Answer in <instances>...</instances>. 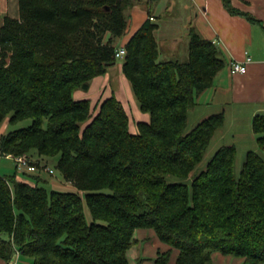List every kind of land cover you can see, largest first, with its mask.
I'll list each match as a JSON object with an SVG mask.
<instances>
[{
  "label": "trees",
  "instance_id": "trees-1",
  "mask_svg": "<svg viewBox=\"0 0 264 264\" xmlns=\"http://www.w3.org/2000/svg\"><path fill=\"white\" fill-rule=\"evenodd\" d=\"M139 1L19 0V17H3L0 123L32 124L4 134L1 152L58 156V171L85 191L0 176L5 262L18 248L33 264H128L136 231L149 229L166 246L155 264H216V253L264 264V114L253 118L259 149L247 152L238 176L235 145L219 147L199 166L224 114L188 125L197 95L227 64L215 42L192 28L188 60L162 61L151 18L133 34L123 71L151 116L137 133L116 96L94 108L75 97L117 62L126 10ZM223 3L261 22L232 0Z\"/></svg>",
  "mask_w": 264,
  "mask_h": 264
},
{
  "label": "crops",
  "instance_id": "crops-1",
  "mask_svg": "<svg viewBox=\"0 0 264 264\" xmlns=\"http://www.w3.org/2000/svg\"><path fill=\"white\" fill-rule=\"evenodd\" d=\"M232 4L242 11L249 12L261 22L254 23L241 14L231 13L224 6L223 0H140L126 10L131 18L126 34L119 39L120 47L126 45L142 24L152 17L151 20L157 24L155 36L158 43L160 37L165 36L173 50H180L181 53L184 50V56L189 57L188 47L192 28L203 38L215 42L227 64L217 73L213 85L197 95L196 105L188 113V125L192 128L212 114L223 113L224 125L218 128L212 137L206 151L209 153L207 160L219 147L235 145L237 157L244 164L247 152L259 149L257 134L253 129V118L257 114H264V0H232ZM161 56L160 48V58ZM247 56L251 57L247 72L232 73L230 60L244 61ZM167 58L171 57L166 55L161 60H172ZM109 71L108 69L105 74L95 77L90 83V85L97 83L100 81L98 79L108 81L97 89L99 90L95 96L98 98L97 102L92 101V95L86 96L82 93L78 94L80 97L76 99H89L95 106L101 102L105 94L116 96L121 101L124 96L127 107L124 101L122 104L130 118L134 114L135 123L132 132L137 133L139 122H147L151 116L141 109L131 83L123 71L113 79L107 76L111 73ZM190 123L194 125L190 126ZM15 166L13 159L0 156V176L8 177L16 174L19 180L29 183L36 179L40 181L39 183L47 182L42 175L45 170L40 172L30 165L22 174ZM38 167L40 166L36 168ZM55 185L57 184L53 186ZM141 230L145 231V229L138 231ZM155 242L156 246H152L153 253H158L163 244L159 239ZM0 264H6L1 257Z\"/></svg>",
  "mask_w": 264,
  "mask_h": 264
},
{
  "label": "rangeland",
  "instance_id": "rangeland-1",
  "mask_svg": "<svg viewBox=\"0 0 264 264\" xmlns=\"http://www.w3.org/2000/svg\"><path fill=\"white\" fill-rule=\"evenodd\" d=\"M5 15H12V16L16 15L17 17H19V0H0V27H1L2 23H3V17ZM150 18L153 19L152 17H150ZM159 40H160V42L158 43L159 44V51H160V48H161V51H162V56H161L162 58H160V60L163 59L166 55L171 57V58H167V59H179V60H182V61L188 60V56H184V50H183V53H181L180 50H175V49L173 50L171 48V45H169V41L167 40V38H165V36L160 37ZM120 42L121 41H120L119 38H117L116 41H115V43L117 44L119 49L125 48V45L120 47ZM116 54H117V52H116ZM125 55L126 54H123L121 56L116 55V57L118 58L117 62L115 63L116 65H114V66L111 65V66L108 67V69L110 70L109 72H111V73H109L107 76H109L111 79H113L115 76L118 77L119 74H122L123 63H124V57L123 56H125ZM123 74L126 76L124 71H123ZM98 76H100V75H98ZM98 76H96V77H98ZM98 80H100V81H98L97 83H92L89 86L88 89H84V88L76 89L75 92H77V93H76L75 97L76 98L80 97L78 94H81V93L86 95V96L92 95V101L97 102L98 98L95 97L98 94V91H99L97 89L103 87L106 83H108V81H102V79H98ZM128 80L130 81L131 86H132L131 80L129 78H128ZM91 81H92V79H91ZM91 81H90V83H91ZM132 90L134 92L136 100L138 101V98H137V96L135 94L133 86H132ZM86 96H84V97H86ZM110 96H111L110 94H105L104 96H102L103 98H102L101 102L104 99H106V98H108ZM122 97H123L122 101H124V104L127 107V102H126L124 96H122ZM122 101H121V103H122ZM93 108H94V105H93ZM93 113L95 115L96 111L94 110ZM134 121H135L134 114H132V118H130V130L131 131H132V127H134V123H135ZM31 124H32V119L31 118H26V119L17 121L15 123H12L10 118L6 117L0 123V139L2 138V136L4 134L8 133L11 130L27 127V126H29ZM193 125L194 124L190 123V126H193ZM1 155L6 156V157H10L11 159H13L14 163L16 165L15 166L16 170H18L17 169V160H16L17 157L25 155L28 158L29 161H28V164L25 166V168L23 170L26 171V169L30 165H33L34 169L37 170V171L41 172V171L45 170V172L43 171L42 175L45 177V179L47 181V182H45V184H46V187L49 190L57 189V190H62V191H72V192H79L82 196L85 195V191L78 189L77 186L74 183H72L71 181H68L58 171V169L56 167L57 162H58V156L49 157V156L40 155L36 150H31L29 152H24V153H21L19 155L12 154V153H2L1 152V146H0V156ZM208 158H209V153L207 152V153H205L204 160L201 162V164L199 166H201V167L205 166ZM36 165L40 166V167H38L39 169L36 168L37 167ZM234 167H235V174L238 176L240 174V171L242 170L243 162H242V160H239L237 156H236ZM24 171H21V173L23 174ZM191 174H193V172ZM39 182L40 181H38V179H36L34 182H31V184H33V185L38 184V185H44L45 186V184L39 183ZM55 183L57 185L53 186ZM104 191L108 192L109 190L108 189H104ZM84 212H85L87 221L88 222L92 221L91 213H90V210H89V208H88L86 203L84 204ZM135 236L138 239H137L136 244H134L128 250V264H155L154 260L157 258L158 253L157 252L153 253L152 246H156L155 240H157V242H158V237L156 236V234L153 233L152 230L150 232L149 229H145V231L144 230H141V231L137 230L136 233H135ZM165 248H166V246L162 245V248H159V250H163ZM214 255H215V263L216 264H241L242 260H244L241 257L224 256V255H221L219 253H216ZM16 256H19L18 257V261H17L19 264H33L32 258L25 257V256L22 255V253L16 254V255L14 254L13 257H12L13 261L16 258ZM25 260H27V261H25ZM9 261H6V264L11 262V261L10 262Z\"/></svg>",
  "mask_w": 264,
  "mask_h": 264
},
{
  "label": "built area",
  "instance_id": "built-area-1",
  "mask_svg": "<svg viewBox=\"0 0 264 264\" xmlns=\"http://www.w3.org/2000/svg\"><path fill=\"white\" fill-rule=\"evenodd\" d=\"M126 48H121L117 51L118 56H121L123 54H126ZM125 57V56H123ZM251 61V57L247 56L246 60L241 61V60H237V59H231L230 60V69L232 73H246L248 70V63ZM17 171L20 173L21 171H24L23 169L25 168V166L28 164V158L24 155L22 156H18L17 157ZM20 250L18 248H15V255L16 254H20ZM18 257L16 256V258L14 259V261L10 260L8 264H19L18 261Z\"/></svg>",
  "mask_w": 264,
  "mask_h": 264
}]
</instances>
